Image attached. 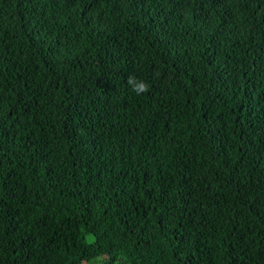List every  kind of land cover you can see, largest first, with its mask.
Masks as SVG:
<instances>
[{"label": "trees", "instance_id": "1", "mask_svg": "<svg viewBox=\"0 0 264 264\" xmlns=\"http://www.w3.org/2000/svg\"><path fill=\"white\" fill-rule=\"evenodd\" d=\"M98 257L264 264V0H0V264Z\"/></svg>", "mask_w": 264, "mask_h": 264}, {"label": "clouds", "instance_id": "2", "mask_svg": "<svg viewBox=\"0 0 264 264\" xmlns=\"http://www.w3.org/2000/svg\"><path fill=\"white\" fill-rule=\"evenodd\" d=\"M129 83H131L132 82V78L130 77L129 78V81H128ZM148 89H147V86L146 85H144V84H140L139 86H138V92H144V91H147Z\"/></svg>", "mask_w": 264, "mask_h": 264}, {"label": "rangeland", "instance_id": "3", "mask_svg": "<svg viewBox=\"0 0 264 264\" xmlns=\"http://www.w3.org/2000/svg\"><path fill=\"white\" fill-rule=\"evenodd\" d=\"M90 264H104V257L95 258Z\"/></svg>", "mask_w": 264, "mask_h": 264}]
</instances>
